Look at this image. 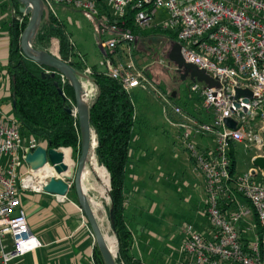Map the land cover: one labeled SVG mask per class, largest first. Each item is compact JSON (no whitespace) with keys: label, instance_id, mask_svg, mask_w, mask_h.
<instances>
[{"label":"built area","instance_id":"1","mask_svg":"<svg viewBox=\"0 0 264 264\" xmlns=\"http://www.w3.org/2000/svg\"><path fill=\"white\" fill-rule=\"evenodd\" d=\"M42 1L47 12L61 5L92 21L102 52L97 69L120 82L126 93L149 85L132 58L137 39L125 26L129 13L138 29L175 32L184 61L218 82L219 87L208 88L203 83L190 87L199 95L210 123L183 116L179 108L158 93L166 106L186 119L179 125L181 139L194 172L204 180L205 215L213 231L208 239L193 225H185L180 251L193 264H264V250L257 240L244 244L236 228L237 222L254 212L264 235V182L256 180L251 171L231 176L229 159L233 143L253 149L256 157H264V0ZM90 76L91 68L86 66L81 82L88 101L94 96ZM235 89L249 90L252 98L247 102L243 97L234 100ZM225 119L235 121L236 127L227 128ZM196 135L212 136L213 148L201 150L193 140ZM40 146L37 139L21 136L12 117H0V264H11L41 247L29 230L21 203L25 193H41L46 180L59 178L48 163L46 175L24 168L25 154ZM260 176L264 179L261 172ZM35 181L39 184H33ZM238 196L250 207L235 203V209L226 215L223 203H234Z\"/></svg>","mask_w":264,"mask_h":264},{"label":"crops","instance_id":"2","mask_svg":"<svg viewBox=\"0 0 264 264\" xmlns=\"http://www.w3.org/2000/svg\"><path fill=\"white\" fill-rule=\"evenodd\" d=\"M5 4H7L6 0H0V117H12L11 100L5 75L9 24V13L4 7ZM55 7L58 19L61 21L77 22L76 15L78 14L84 17V14L79 11L61 5H55ZM135 89L144 91L147 88L138 87ZM93 90L92 100L97 93L94 84ZM170 115V113L165 114L167 128L163 127L162 136L158 134L143 136L136 126L133 138L131 163L125 182L124 217L126 227L132 236L129 254L132 258L140 260L142 264H193L192 260L180 251L184 228L187 224L193 225L204 238L209 239L213 235L205 215L204 180L194 172L193 164L181 144L182 132L175 122L176 118L170 117ZM198 115L202 120V114ZM135 116L137 118L136 113ZM203 120L205 121V119ZM193 140L204 151L211 150L214 146L213 137L210 135H197ZM176 142L183 148L185 156L176 148ZM256 155L254 153L251 156V161ZM24 168L28 167L24 165ZM253 170H256L253 166L248 169L251 173ZM179 172L188 194L187 203H192L188 208L189 221H186L174 232L171 231L173 227L171 188L174 184V175ZM243 173L235 174V176ZM253 176H256L258 181L262 180L260 172L257 170ZM147 194L151 195V199L147 198ZM21 203L27 217L29 230L40 241L41 247L11 264H95L93 262L94 238H90L84 223V215L78 203L69 197V193L64 200H61L44 192H27L22 196ZM235 203L249 208L247 203L237 197L234 203H223V211L226 215L235 209ZM142 209L150 215L149 222L144 225V230L145 236L151 238H136L134 232L137 229V212ZM251 215L252 213L236 224L244 244L252 243L254 219Z\"/></svg>","mask_w":264,"mask_h":264},{"label":"trees","instance_id":"3","mask_svg":"<svg viewBox=\"0 0 264 264\" xmlns=\"http://www.w3.org/2000/svg\"><path fill=\"white\" fill-rule=\"evenodd\" d=\"M6 1L7 4L4 7L9 13V24L5 75L11 100L12 118L18 125L23 138L31 136L46 149L70 148L71 155L68 149L63 153L65 162L71 166V157L73 160H77L81 149L78 120L74 113L69 112L75 106L74 91L66 79L58 73H55L53 78L46 75L42 77V73L50 74L53 70L38 65L24 56L20 49V37L29 17L19 11V2ZM131 14L129 13L125 18V26L137 39L157 36L164 37L170 42L177 41V35L172 31L159 28L138 29L132 23ZM56 24V19L50 14L48 21L43 23L33 40L35 49L40 44L43 47L46 46L48 35L52 29L57 27ZM58 31L62 38L59 45L60 59L81 74L86 67L85 64L83 65L77 59L78 56L70 36L62 29ZM57 43L58 38L54 37L51 46L52 52L57 51ZM116 52L120 53V49H117ZM90 77L96 86L97 93L89 104V122L96 137L94 151L97 164L105 170L108 174L107 177L109 176L110 207L113 211V226L111 228L118 244L115 263L142 264L140 260L132 258L129 254L132 236L126 227L124 217L125 182L131 163L133 138L137 124L134 103L131 94L126 93L120 82L105 76L97 67H91ZM235 147L236 144L233 143L229 148L231 176L235 175ZM69 197L78 203L73 185H71ZM238 198L249 205L240 196ZM252 217L256 229V240L263 251V231L254 212ZM93 262L104 264L96 244L93 250Z\"/></svg>","mask_w":264,"mask_h":264},{"label":"rangeland","instance_id":"4","mask_svg":"<svg viewBox=\"0 0 264 264\" xmlns=\"http://www.w3.org/2000/svg\"><path fill=\"white\" fill-rule=\"evenodd\" d=\"M50 14L53 15V17L56 19L57 27L64 30L65 33L70 36L73 48L76 52V55L78 56L77 59L83 65L85 64L88 66H97L99 60L102 57V52L99 47L98 33L92 21H90L84 15V17H82L81 14L76 15L77 22L61 21L60 19H58L56 7L53 6L52 13L44 11L43 19L37 33L39 32L43 23L48 21ZM57 27L50 31L46 46L43 47L40 44L37 46L36 50H48L49 52L57 55L60 58L59 45L62 38L59 35V29ZM54 37L58 38L56 52L51 51ZM169 47L170 41L168 39L164 37L149 36L146 38H140L139 40L137 39V43L132 50V58L135 62V65L139 70L143 72V74L149 81V85H145L147 89H145L144 91H141L140 89H134L131 91V98L133 100L135 113L137 114L138 118L136 126H138V128L140 129V134L143 136H150L154 134L162 136L163 127L167 128V119L165 117V114L168 115V113L171 114L170 117L174 116L176 118L175 122L178 126L185 122L186 119H184L183 116H188V118L200 120V115L198 114H202L201 116L203 119H205L206 122L210 123L211 121L210 117H208L202 109V101L200 100L199 95L194 94L190 91V87L193 83L189 78L181 80L180 76L176 73L173 64H171L167 60L166 55ZM158 93L163 94L171 105L179 108L183 116L175 114L170 107L166 106L165 102H162L163 100L158 97ZM172 94H174V97H172ZM163 107L165 113L163 111ZM178 128L182 130L181 127ZM181 144L184 148V151H186L187 153L184 144L182 142ZM176 148L181 154L185 156L183 148L179 144H177V142ZM254 153L256 152H254L253 149H247V147L243 144H236L234 156L235 174L247 172L248 169L253 166L250 158ZM71 160L74 163H76L77 161L73 160L72 157ZM65 163L69 165L68 162ZM99 169L105 171L102 167H99ZM83 177L84 179L82 185L84 187L87 198L92 204L93 211H95L94 214L100 226L101 232L104 236H108L111 238V240H113L114 248L112 249V251L113 254L117 257V239L111 228L108 215L111 204L109 195L110 185L108 183L106 194H100L101 181L99 178V174L98 171L96 172L93 170L92 163L89 158L86 163ZM255 179L257 180L258 178ZM108 180L109 176L107 177V182ZM261 182H264V179H262ZM171 191L173 196L171 199V209L173 212V214L171 215L173 221V227L171 228V231L175 232L180 228L182 224H184L186 221H189L188 208L189 204L192 203H187L186 198L188 194L183 186V180L181 178L180 172L174 175V184L171 188ZM147 198L151 199V195L147 194ZM239 200L241 199L239 198ZM248 207L250 206L248 205ZM251 213L253 215V212ZM137 215V229L134 230L136 238H151L150 236H145L146 233L144 230V225L149 222L150 215L143 209L140 212H137ZM83 218L86 225L87 221L85 217ZM149 224L151 225V223ZM87 230L89 232L90 238H93L88 226ZM255 230L256 229L254 224L252 231V242L256 241ZM93 246H95V243L93 244Z\"/></svg>","mask_w":264,"mask_h":264},{"label":"water","instance_id":"5","mask_svg":"<svg viewBox=\"0 0 264 264\" xmlns=\"http://www.w3.org/2000/svg\"><path fill=\"white\" fill-rule=\"evenodd\" d=\"M15 1L20 3L19 11L29 17L28 23L20 37V49L24 56L29 60L53 70L50 74L45 72L42 73V77L46 75L47 77L50 76L53 78L55 73H58L63 76V78H65L68 84L72 87L74 91L75 106L74 110H69V112L76 115L81 136L80 155L76 163L72 161L71 166L65 163L63 153L64 150L68 149L71 155V149L62 147L57 149H46L41 146L37 147L33 152L25 154L24 163L33 171H37L45 167L48 163L53 167L54 172L59 175L58 179L49 178L46 180L42 186V191L46 194L53 195L58 198H66L71 189V185L74 186L78 206L88 223L94 242L104 264H116V256L113 254V251L110 250L107 241L101 232L92 204L87 198L82 185L84 170L89 154L91 150H95L96 147L95 133L91 129L89 122L88 110L90 104L89 102L91 101L86 99V93L81 82L82 74L78 73L71 65L62 61L57 55L49 52L48 50H36L33 47V40L40 27L45 11L43 1ZM166 58L171 64H173L176 73L180 76L181 80L189 78L192 83H203L208 88L219 87L218 82L212 79L210 74L197 68L195 65L184 61L181 55V44L179 42H170ZM234 92V100L243 97L244 102H247L252 98L251 92L247 89H235ZM172 97H174V94H172ZM235 106L238 107L239 104L235 103ZM239 116H242V113H240ZM224 123L227 128L234 129L236 127V122L231 119H225ZM252 165L257 171L261 172L264 178V157H254ZM256 170H253L252 175H255ZM108 215L110 224L113 226V211L111 207L109 208Z\"/></svg>","mask_w":264,"mask_h":264},{"label":"bare ground","instance_id":"6","mask_svg":"<svg viewBox=\"0 0 264 264\" xmlns=\"http://www.w3.org/2000/svg\"><path fill=\"white\" fill-rule=\"evenodd\" d=\"M89 159H90V161L92 163L93 170L96 171V172L98 171L99 178H100V181H101L100 182V194L104 195V194L107 193V188H108L107 175H106L105 171H103L102 169H99L97 161H96V158H95L94 149L91 150V152L89 154ZM46 168L47 167H43V168L37 170V173L39 172L40 174H43V175L45 174L46 175L47 174V172H46L47 169ZM33 184L37 185V184H39V182L35 181V182H33ZM93 205H97V204H93ZM104 238L106 239L107 244H108L110 250L112 251V249L114 248L113 240H111V238L108 237V236H104Z\"/></svg>","mask_w":264,"mask_h":264}]
</instances>
